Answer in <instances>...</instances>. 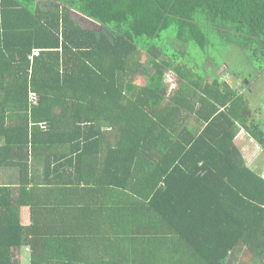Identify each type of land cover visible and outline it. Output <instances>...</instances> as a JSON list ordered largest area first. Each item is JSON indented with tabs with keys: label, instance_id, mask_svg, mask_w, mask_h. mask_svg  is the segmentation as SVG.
<instances>
[{
	"label": "trees",
	"instance_id": "trees-1",
	"mask_svg": "<svg viewBox=\"0 0 264 264\" xmlns=\"http://www.w3.org/2000/svg\"><path fill=\"white\" fill-rule=\"evenodd\" d=\"M218 42L263 70L264 0H0V264H264V110L199 75Z\"/></svg>",
	"mask_w": 264,
	"mask_h": 264
},
{
	"label": "rangeland",
	"instance_id": "rangeland-1",
	"mask_svg": "<svg viewBox=\"0 0 264 264\" xmlns=\"http://www.w3.org/2000/svg\"><path fill=\"white\" fill-rule=\"evenodd\" d=\"M173 40L174 37L169 36L167 41L168 45H171L173 43ZM218 43H219L218 48L210 52L208 51L207 55H205L206 58L205 61H210L209 64L211 63L214 64L212 70L209 69V65H207L206 68L202 66V63L204 61L199 59L200 57L204 56L201 55L202 51H200L196 47L191 46L190 50H192L193 54L195 55V62L196 60H198L197 63L201 70L199 75H203L204 72H206L207 77L209 76V72L211 74L216 72L217 74L220 75L219 69L217 70V66L223 67V65H225L227 68L226 70L227 73L241 75L243 80L248 79L251 82V85L246 90L247 91H250V89L253 90L252 93L255 96H253L252 94L251 96L254 97V100L260 103L262 110H264V69L261 70L257 62H253L250 64L249 60L246 58L247 56L234 45H224L221 42ZM227 76L228 75H226L225 78H227ZM166 80L169 83H173L174 85L177 84L176 77L172 73L167 74ZM239 82L240 83H238V85H242L241 80ZM232 86H237V83ZM241 133L245 135L243 131ZM245 155H249V154L246 152ZM248 159L250 166H253L255 164L256 157L253 158L248 157ZM262 170H264V162H263V166H261L258 171H262Z\"/></svg>",
	"mask_w": 264,
	"mask_h": 264
},
{
	"label": "crops",
	"instance_id": "crops-1",
	"mask_svg": "<svg viewBox=\"0 0 264 264\" xmlns=\"http://www.w3.org/2000/svg\"><path fill=\"white\" fill-rule=\"evenodd\" d=\"M236 144L238 148L241 150L242 154L244 155V158L248 161V166L251 169H257L263 166L264 162V151H262L261 147L252 140L246 133L245 135L243 133H240L236 139ZM248 153L249 155H245V153ZM248 157H256L255 164L253 166H250ZM264 172V170H262ZM29 210H26L25 212H28ZM171 245L170 241L166 239H161L157 241V250L154 252L155 257L158 259L161 257L166 258V250L168 246ZM112 246L109 244L104 248L105 252L108 250H111ZM157 254V256H156ZM165 254V255H164ZM140 255V254H139ZM139 255H137V261L129 260L125 264H140L143 263L142 259L139 258ZM163 255V256H161ZM107 258V256H106ZM156 259V260H157ZM24 263H27L24 261Z\"/></svg>",
	"mask_w": 264,
	"mask_h": 264
}]
</instances>
